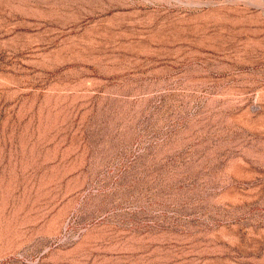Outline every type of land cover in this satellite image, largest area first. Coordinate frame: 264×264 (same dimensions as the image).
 Wrapping results in <instances>:
<instances>
[{"label": "rangeland", "instance_id": "obj_1", "mask_svg": "<svg viewBox=\"0 0 264 264\" xmlns=\"http://www.w3.org/2000/svg\"><path fill=\"white\" fill-rule=\"evenodd\" d=\"M0 264H264V0H0Z\"/></svg>", "mask_w": 264, "mask_h": 264}]
</instances>
